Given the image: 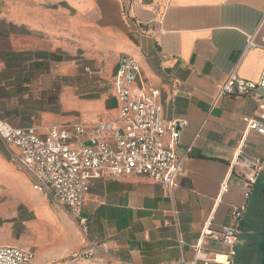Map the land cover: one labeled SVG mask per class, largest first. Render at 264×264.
<instances>
[{
    "label": "crops",
    "instance_id": "obj_1",
    "mask_svg": "<svg viewBox=\"0 0 264 264\" xmlns=\"http://www.w3.org/2000/svg\"><path fill=\"white\" fill-rule=\"evenodd\" d=\"M263 19L264 0H0L1 120L43 134L70 124L64 115L76 110L90 126L113 119L116 102L107 82L119 57L129 55L160 92L163 118L185 123L176 153L186 154L171 193L146 177L92 181L81 231L33 191L0 141V245L34 249L32 264H49L90 244H105L107 253L98 250L78 262H191L210 222L214 230L239 229L236 247H245L264 176L245 201L243 181L229 164L241 153L259 159L264 170V136L247 125L264 124V92L256 91L259 99L225 95L215 103L214 95L230 73L258 81L264 47L259 37L256 47L247 41ZM62 239L66 245H54ZM203 252L208 264H241L237 251L232 258L217 243L206 242Z\"/></svg>",
    "mask_w": 264,
    "mask_h": 264
},
{
    "label": "built area",
    "instance_id": "obj_2",
    "mask_svg": "<svg viewBox=\"0 0 264 264\" xmlns=\"http://www.w3.org/2000/svg\"><path fill=\"white\" fill-rule=\"evenodd\" d=\"M263 23L264 19L257 32L248 38L247 47H256L257 37L264 47V30L258 33ZM107 87L116 102V116L93 126L65 124L49 127L39 134L32 128H13L0 119V141L9 150L10 162L29 175L33 191L62 210L81 231L85 230L82 208L92 181L146 177L171 193L186 158V154L178 156L176 153L185 123L163 118L160 92L147 85L134 58L129 55L119 57ZM258 90L264 92V67L256 83L246 82L230 73L216 86L214 103L225 95L259 99ZM247 125L264 136L263 123L247 120ZM262 170L259 159L241 153L230 162L229 172L243 181L245 201L250 198ZM226 189L223 182L221 191ZM242 210H235L237 220ZM239 235L237 228L214 230L207 222L193 246L194 260L181 259L169 264H208L203 252L206 242L222 245L233 258ZM98 250L107 253L105 244L99 247L90 244L81 253L73 254V258L89 259ZM33 258L31 251L0 246V264H32Z\"/></svg>",
    "mask_w": 264,
    "mask_h": 264
},
{
    "label": "flooded vegetation",
    "instance_id": "obj_3",
    "mask_svg": "<svg viewBox=\"0 0 264 264\" xmlns=\"http://www.w3.org/2000/svg\"><path fill=\"white\" fill-rule=\"evenodd\" d=\"M264 188L259 191L258 202L255 204L254 212L249 218V228L244 232L247 241L257 242L261 238L257 235L258 232L264 229ZM259 261V253L253 247L245 246L241 264H257Z\"/></svg>",
    "mask_w": 264,
    "mask_h": 264
},
{
    "label": "rangeland",
    "instance_id": "obj_4",
    "mask_svg": "<svg viewBox=\"0 0 264 264\" xmlns=\"http://www.w3.org/2000/svg\"><path fill=\"white\" fill-rule=\"evenodd\" d=\"M107 84H108V82H107ZM76 112L79 113L80 111L79 110H76ZM78 113H75V115H73V113L72 114H65L63 121L66 122V123H70V124H82V125L90 126L89 124H85V123H82L80 121V119H82L83 116H82V114L80 116ZM98 123H100V122H97L95 124H98ZM261 183H262V180H260V184ZM251 200H252V203H253L255 201V197L252 198ZM68 231L71 234L70 229ZM39 238L41 239V237H39ZM63 238H65L67 241L70 240V239H68L67 232H64L63 233ZM66 244L67 243L63 239L62 240H59V242L57 241L56 243H54L55 246H64ZM0 246H8V245H0ZM50 246H53V244L51 245V242L48 241L47 247H50ZM32 250H29V251L33 252V254H34V249H32ZM243 250H244V247L243 246L236 247V251L238 253V258L236 259L237 261H239L242 258L241 255L243 253ZM81 252H74V251H72V252L68 253L67 255H65L64 257H62L61 259H58V260L53 261V262H50L49 264H83V261H80V262H78V261L79 260H84V259L75 260L73 258V254H75V253H81ZM34 259H35V255H34V258H33V262L32 263H34ZM105 264H110V263L107 261V263H105Z\"/></svg>",
    "mask_w": 264,
    "mask_h": 264
},
{
    "label": "water",
    "instance_id": "obj_5",
    "mask_svg": "<svg viewBox=\"0 0 264 264\" xmlns=\"http://www.w3.org/2000/svg\"><path fill=\"white\" fill-rule=\"evenodd\" d=\"M261 173L264 176V170ZM257 235L261 238L259 241L251 242L246 240L245 246L255 248L259 253V261L257 264H264V229L258 232Z\"/></svg>",
    "mask_w": 264,
    "mask_h": 264
},
{
    "label": "bare ground",
    "instance_id": "obj_6",
    "mask_svg": "<svg viewBox=\"0 0 264 264\" xmlns=\"http://www.w3.org/2000/svg\"><path fill=\"white\" fill-rule=\"evenodd\" d=\"M31 201V200H30Z\"/></svg>",
    "mask_w": 264,
    "mask_h": 264
}]
</instances>
